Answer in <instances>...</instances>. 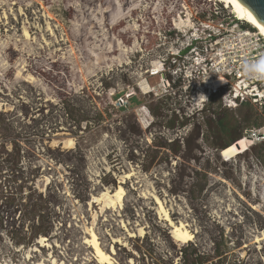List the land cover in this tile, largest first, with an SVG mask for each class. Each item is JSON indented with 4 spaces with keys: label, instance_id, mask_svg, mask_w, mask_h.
Segmentation results:
<instances>
[{
    "label": "rangeland",
    "instance_id": "obj_1",
    "mask_svg": "<svg viewBox=\"0 0 264 264\" xmlns=\"http://www.w3.org/2000/svg\"><path fill=\"white\" fill-rule=\"evenodd\" d=\"M235 21L218 0H0V264H97L91 230L113 264L177 263L180 225L227 264H264V143L219 155L264 124L253 104L222 109L239 45L207 35ZM194 35L228 71L207 102L201 74L181 67ZM119 187L121 206L101 198ZM30 189L48 237L29 240Z\"/></svg>",
    "mask_w": 264,
    "mask_h": 264
},
{
    "label": "built area",
    "instance_id": "obj_2",
    "mask_svg": "<svg viewBox=\"0 0 264 264\" xmlns=\"http://www.w3.org/2000/svg\"><path fill=\"white\" fill-rule=\"evenodd\" d=\"M238 22L235 21L232 24L231 29L225 30L226 34L217 29L216 32L213 30L209 31L207 35L208 46L219 45L221 47L220 44L221 42L226 41L227 34L229 36V40H232L239 45V53L236 56V59L230 61L228 59L224 60L226 63L230 62L228 64L229 69H236L233 72V77L236 80H239L240 83L230 86L231 83L228 80H231V75H223V82L225 86H229V90L221 95V103L224 108L228 110L244 104H253L257 106L262 113H264V81H262V75L264 73L253 74L259 66L264 67V39L259 35L258 31L250 25L249 27H251V29L239 26ZM199 40L198 36H195L187 43L184 50L189 49L187 53L190 55H186L182 59L181 67L185 68L189 64L190 67H195L201 74L202 79L206 81L204 87L208 92L205 99V102H207L212 96L217 94L218 89L213 86V84H215V80H218V77L221 74L228 73V71L221 69L218 64L213 63L210 59L206 58L207 56L202 55L203 51L198 49L199 46L197 47L196 45ZM207 47H205V51H207ZM243 69L249 72L247 73L249 76L243 72ZM229 72L231 71L229 70ZM125 104L128 105L126 100ZM119 105L121 106L123 104L120 103ZM262 128L248 132L247 136L244 138L250 139L248 142L253 145L257 142L264 143V129ZM257 137L259 139H257ZM261 138L263 139L262 141H260Z\"/></svg>",
    "mask_w": 264,
    "mask_h": 264
},
{
    "label": "trees",
    "instance_id": "obj_3",
    "mask_svg": "<svg viewBox=\"0 0 264 264\" xmlns=\"http://www.w3.org/2000/svg\"><path fill=\"white\" fill-rule=\"evenodd\" d=\"M134 100H135V98H134L133 94L127 96L126 101L128 103V107H124V109H123V106L121 105L119 110H121V111L127 110L131 105H133L135 103ZM222 109H224V111H226V110L230 111L224 107H222ZM261 115L264 116V113L261 112ZM97 117H98V122L102 121L103 120L102 112L98 113ZM217 124L219 125V128L222 131L225 129V125L223 124L221 119L218 120ZM263 125L264 124L255 123L256 127H253V129L246 130L245 135H242V136L243 137L247 136L248 132H250L252 130H259L261 127H263ZM181 127H183V126H179V128H181ZM170 129H172V127ZM243 140H244L243 138L239 139L238 142H236L233 145H231V144L234 143L235 141L231 140L227 145L223 146L221 148V150L223 148H225L222 151L233 152L236 148L243 146ZM227 146H229V147L226 148ZM150 158L152 159V162L155 160V156H151ZM152 162L150 164H152ZM29 192H30L29 196L30 197L36 196L35 200H37V201H35L32 205V208L25 213L24 220H29V221H33V222L35 220H38L37 224H35V222L33 223V229H32V233L30 235L31 237L29 238V240L30 239L31 240L38 239L39 236L48 237L51 234L53 223L51 224V222L48 221L47 218L41 213L43 196H42V194L37 193V191L36 190L34 191L33 189H30ZM21 194H20V196H21ZM192 233L194 234V232H192ZM196 238H197V234H195V239ZM176 256L178 258L177 263L174 262V260L168 261L166 263L167 264H227L226 258L220 252V247L216 246V245H215V248L212 250V254H208V253L202 252L198 248V246L195 242H188V243L184 244L178 250V253L176 254ZM156 264H165V262H164V260H159Z\"/></svg>",
    "mask_w": 264,
    "mask_h": 264
},
{
    "label": "bare ground",
    "instance_id": "obj_4",
    "mask_svg": "<svg viewBox=\"0 0 264 264\" xmlns=\"http://www.w3.org/2000/svg\"><path fill=\"white\" fill-rule=\"evenodd\" d=\"M218 1L225 4L226 7L230 8L238 21L241 20L246 24L250 25L251 27H253L254 29H256L259 35L262 36L264 39V27L255 19V17L251 14L250 11L242 5V3H240L238 0H218ZM123 196H124V190L121 187H119L116 189V191L112 196H110V194L108 193H103L101 195V198L103 197L106 200V203L109 204H113L112 199H116V202L121 206L123 202ZM155 201L156 204L159 206L160 210L163 211V216L165 220H169V214L162 207V203L158 199H155ZM171 225L172 224H170V226ZM170 229H172V231L170 232L171 238L175 243L185 244L193 239L191 233L185 230L182 225L177 227L172 226V228ZM88 237L89 239L85 242V245L88 246L93 252V259L95 260V262L97 264H113L114 262H112L111 257L105 254L106 252L101 249L99 245V241L97 239L98 236H96V234L92 230L91 232H89ZM44 242H45V238L43 237L38 241L39 244H43Z\"/></svg>",
    "mask_w": 264,
    "mask_h": 264
},
{
    "label": "water",
    "instance_id": "obj_5",
    "mask_svg": "<svg viewBox=\"0 0 264 264\" xmlns=\"http://www.w3.org/2000/svg\"><path fill=\"white\" fill-rule=\"evenodd\" d=\"M238 1L242 3V5L246 7L251 12V14L255 17V19L264 27V0H238ZM246 140H250V139L246 138ZM236 142H238V140H236L231 145L235 144ZM228 147L229 146H227L226 148ZM222 150L219 151L220 156L222 154ZM191 235H192V238L194 239V234H191ZM193 239L189 242H192Z\"/></svg>",
    "mask_w": 264,
    "mask_h": 264
},
{
    "label": "clouds",
    "instance_id": "obj_6",
    "mask_svg": "<svg viewBox=\"0 0 264 264\" xmlns=\"http://www.w3.org/2000/svg\"><path fill=\"white\" fill-rule=\"evenodd\" d=\"M188 50H189V49H188ZM202 98L206 99V97H202Z\"/></svg>",
    "mask_w": 264,
    "mask_h": 264
},
{
    "label": "snow or ice",
    "instance_id": "obj_7",
    "mask_svg": "<svg viewBox=\"0 0 264 264\" xmlns=\"http://www.w3.org/2000/svg\"><path fill=\"white\" fill-rule=\"evenodd\" d=\"M255 22V21H254Z\"/></svg>",
    "mask_w": 264,
    "mask_h": 264
}]
</instances>
